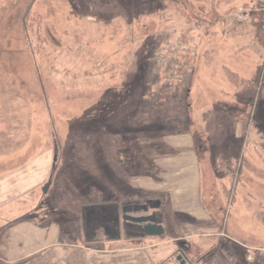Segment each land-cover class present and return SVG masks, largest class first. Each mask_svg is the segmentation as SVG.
Here are the masks:
<instances>
[{"label":"rangeland","instance_id":"1","mask_svg":"<svg viewBox=\"0 0 264 264\" xmlns=\"http://www.w3.org/2000/svg\"><path fill=\"white\" fill-rule=\"evenodd\" d=\"M245 3L0 0V227L123 264H264V10Z\"/></svg>","mask_w":264,"mask_h":264},{"label":"crops","instance_id":"2","mask_svg":"<svg viewBox=\"0 0 264 264\" xmlns=\"http://www.w3.org/2000/svg\"><path fill=\"white\" fill-rule=\"evenodd\" d=\"M246 4V3H245ZM248 4V3H247ZM252 9L253 7H249ZM11 224V223H10ZM0 227V264H123L113 252L65 242L62 228L30 220ZM136 225V224H135ZM125 264H129L127 261Z\"/></svg>","mask_w":264,"mask_h":264},{"label":"water","instance_id":"3","mask_svg":"<svg viewBox=\"0 0 264 264\" xmlns=\"http://www.w3.org/2000/svg\"><path fill=\"white\" fill-rule=\"evenodd\" d=\"M49 185H46V187L43 190V193L46 192ZM123 220L126 222H130L137 225H143L144 229L146 231L147 236H153L156 233L161 234L162 230L159 229L154 223V217H130V216H123ZM177 260H180V257L177 258ZM183 264V263H181Z\"/></svg>","mask_w":264,"mask_h":264},{"label":"built area","instance_id":"4","mask_svg":"<svg viewBox=\"0 0 264 264\" xmlns=\"http://www.w3.org/2000/svg\"><path fill=\"white\" fill-rule=\"evenodd\" d=\"M246 3L251 5L253 8H259L264 10V0H245ZM236 19L238 22H241L244 20V10H240L237 15ZM263 28H264V20H263Z\"/></svg>","mask_w":264,"mask_h":264},{"label":"trees","instance_id":"5","mask_svg":"<svg viewBox=\"0 0 264 264\" xmlns=\"http://www.w3.org/2000/svg\"><path fill=\"white\" fill-rule=\"evenodd\" d=\"M138 217H141V216H138Z\"/></svg>","mask_w":264,"mask_h":264}]
</instances>
